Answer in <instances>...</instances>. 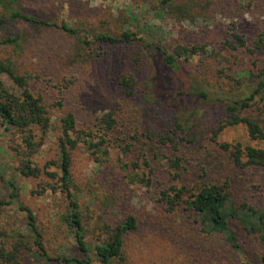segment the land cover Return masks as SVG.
I'll return each instance as SVG.
<instances>
[{
    "label": "rangeland",
    "instance_id": "374dc122",
    "mask_svg": "<svg viewBox=\"0 0 264 264\" xmlns=\"http://www.w3.org/2000/svg\"><path fill=\"white\" fill-rule=\"evenodd\" d=\"M189 1L191 0H183L187 4ZM18 2L24 11L39 18L56 24L80 26L91 33L124 28V16L133 11L137 16V23L131 22L125 27L136 30L137 25H154L148 33H142L149 37V42L159 43L161 40L165 48L166 45L170 47L177 43L196 49L197 54L190 56L188 62H182L189 73H170L174 86L170 92L173 97L170 102L172 113L178 114L179 121L186 127L195 124L197 131V134L192 133L196 135L195 143L179 145V155H182L185 162L178 183L188 188H196L201 184L221 186L225 183L234 200L260 204L255 185L264 181L261 169L235 165L228 152L212 141L211 136L221 123V109L217 100L249 93L246 86L249 81L240 72L251 67L248 54L221 49L227 38V25L235 21L238 32L251 42L262 26L264 0H235L222 12L212 15V18L199 17L193 23L188 20L177 23L160 20L149 4L139 0ZM28 28L25 24L11 26L0 34L22 33L28 31ZM67 45L68 42L59 31L49 28L38 31L27 42L22 40L21 48L17 49L14 58L31 74L35 92L45 96L47 105L57 101L67 103V108L73 109L76 125L80 129L97 132L94 124L98 117L108 113L110 109L119 114L124 111L117 79L123 70L132 72L136 69L125 60L122 62L120 49L106 47H103L106 54L99 59L93 61L88 58V61L70 67V63L63 62V59L68 60L70 56ZM7 50L13 55L11 48L7 47ZM140 52L146 66L150 67L147 75L151 76L157 67L161 70L159 65L154 64L157 56L153 48ZM256 55L264 59V51H259ZM223 56L228 60L224 58L223 61ZM220 69H223L221 74L218 73ZM147 75H141L142 79ZM3 78L9 83L5 76ZM190 84L209 89L211 97L203 100L184 93ZM253 110L256 114L255 106ZM61 112V109L51 106L52 117H59ZM163 115L167 116L165 113ZM116 134L118 140L112 141L108 150L109 157L99 164L82 144L70 151L72 183L79 192L77 196L83 223L87 227L86 240L89 242L98 235L99 223L96 221L99 217L114 221L126 213L137 219V228L126 242V260L111 264H259L260 245L247 236L234 221L230 224L241 244V252L229 245L221 234H202L199 226L182 212L172 214L160 208L156 200L157 190L167 184L163 162L152 159L153 174L149 186L132 182L127 172L138 151L144 148V143L143 140L140 143L133 141L130 138L133 132L125 131L124 137L121 133ZM5 138L0 129V197L8 199L9 188L6 183L13 181L18 191V203L14 201L4 207L0 216V230H24L26 217L22 209H28L35 218L43 244L50 255L64 253L79 256L72 235L61 220V215L66 211L63 194L59 190L51 191L46 186L49 178L43 174L37 178H25L18 174L14 169L13 153ZM217 141L262 145L248 137L243 125L224 128L217 136ZM126 147L128 151H123L122 148ZM33 160L40 168L59 174L55 136L50 135L45 140ZM40 183L46 188L43 193L38 194L36 189ZM118 200L121 201L119 209ZM93 264L97 262L94 261Z\"/></svg>",
    "mask_w": 264,
    "mask_h": 264
},
{
    "label": "trees",
    "instance_id": "16d2710c",
    "mask_svg": "<svg viewBox=\"0 0 264 264\" xmlns=\"http://www.w3.org/2000/svg\"><path fill=\"white\" fill-rule=\"evenodd\" d=\"M139 1L149 4L160 20H172L174 23L183 20L193 23V20L199 17L212 18V15L222 12L235 2L191 0L187 4L183 0ZM0 10V32L11 26H29V30L22 33L18 31L4 36L0 34V52L3 53L0 55L1 134L6 136L8 148L14 156V169L18 174L25 178H37L43 174L49 178L46 186L51 191L59 190L63 194L66 211L61 215V220L72 235L75 249L79 253V256L64 253L50 255L43 244L33 214L19 206L25 212L26 227L24 230L15 229L9 232L0 230V264H93L94 261L97 264H111L114 261L126 260V242L137 228L136 217L126 213L114 221L102 220L99 217L96 221L99 223V233L88 242L87 227L83 223L77 196L79 192L72 183L70 152L82 144L99 164L109 157L108 150L113 144L112 141L118 140L116 133H121L124 137L125 131L133 132L130 137L133 141L140 143L143 140L144 143V148L138 151L127 172L132 182L149 186L153 174L152 159L161 160L166 171L167 184L157 190L156 200L160 208L172 214L182 212L199 226L202 234H221L229 245L241 252V244L230 224L234 221L247 236L258 242L259 264H264V181L255 185L260 204L234 200L225 183L221 186L201 184L196 188H188L178 183L185 162L182 155H179V145L195 143L197 131L195 124L186 127L179 121V115L172 113L170 102L173 97L170 92L174 86L170 73H189L182 62H188L190 56L197 54L196 49L177 43L170 47L166 45L165 48L161 40L159 43L149 42V37L142 33H148L154 25H137L136 30L125 27L131 22L137 23V16L133 11L124 16V28L91 33L80 26L56 24L30 14L21 8L18 0H0ZM261 25L260 31L251 42L238 32L235 21L227 25V38L223 41L221 49L248 54L251 67L240 72L249 81V85L246 84L249 93L217 100L221 109V123L213 130L211 140L228 152L235 165L258 167L264 176V59L256 55L257 52L264 51V18ZM49 28L59 31L68 42V54L71 57L69 56L68 60L63 59V62L70 63V67L82 64L88 61V58L93 61L99 59L106 54L103 48L106 47L120 49L122 62L125 60L136 69L133 71L139 72L135 74L133 71L123 70L120 73L117 84L124 111L119 114L110 109L108 113L98 117L94 124L97 132L80 129L76 125L73 109L67 108V103L57 101L47 105L45 96L35 92L31 74L14 58L17 49L21 48L22 40L27 42L38 31ZM7 47L13 50V55L9 54ZM147 48L156 51L154 64L161 68L159 71L157 67L151 76L147 75L150 67L146 66L140 52ZM224 58L228 60L223 56V61ZM222 72L223 69L218 70V73ZM144 74L147 76L143 80L141 75ZM3 76L9 83H6ZM184 93L203 100L211 97L209 89L194 84H190ZM259 103L261 105H258ZM51 106L61 109L59 117H52ZM164 113L169 117L164 116ZM235 125H243L248 137L262 145L219 143L217 136L220 132ZM50 135L56 139L59 174L40 168L33 160L35 153ZM122 150L128 151V147ZM6 184L9 194L7 200L0 197V216L6 205L14 201L18 203L15 184L13 181H7ZM37 186L36 193H43L46 186L41 183ZM117 208H121L120 200L117 201Z\"/></svg>",
    "mask_w": 264,
    "mask_h": 264
}]
</instances>
